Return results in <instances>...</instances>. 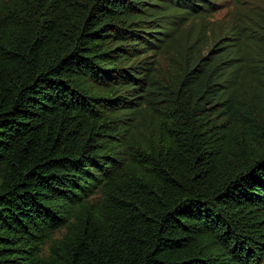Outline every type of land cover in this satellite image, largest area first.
<instances>
[{
  "label": "trees",
  "instance_id": "obj_1",
  "mask_svg": "<svg viewBox=\"0 0 264 264\" xmlns=\"http://www.w3.org/2000/svg\"><path fill=\"white\" fill-rule=\"evenodd\" d=\"M219 4L0 0V264H264V18L159 61Z\"/></svg>",
  "mask_w": 264,
  "mask_h": 264
},
{
  "label": "rangeland",
  "instance_id": "obj_2",
  "mask_svg": "<svg viewBox=\"0 0 264 264\" xmlns=\"http://www.w3.org/2000/svg\"><path fill=\"white\" fill-rule=\"evenodd\" d=\"M219 2L220 4L215 11L205 13V15L197 18L190 17L187 21L188 24L181 28L174 47L169 48L168 51H164L159 56L163 70L169 71L175 68L174 53H176V48L180 43L187 41L192 52L196 51L198 46H202L203 55H210L213 50L218 48V40L226 30L232 27L233 23L239 20L240 15L242 17L251 15L258 18L261 14L264 18V0H219ZM197 37H200V39L195 43ZM93 201L101 204L103 195L98 192L93 197ZM66 232V228L56 230L43 245L42 255H48L50 247L58 243Z\"/></svg>",
  "mask_w": 264,
  "mask_h": 264
}]
</instances>
